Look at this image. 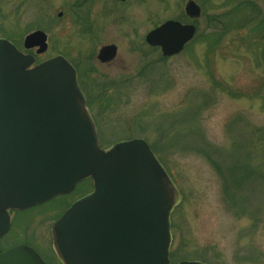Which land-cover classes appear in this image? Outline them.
I'll list each match as a JSON object with an SVG mask.
<instances>
[{"label": "rangeland", "instance_id": "obj_1", "mask_svg": "<svg viewBox=\"0 0 264 264\" xmlns=\"http://www.w3.org/2000/svg\"><path fill=\"white\" fill-rule=\"evenodd\" d=\"M195 1L196 19L184 12L187 0H0V37L25 50L27 34H47L43 53L27 51L36 61L62 55L75 65L102 147L133 137L155 147L176 191L170 250L180 259L264 264L263 180L230 177L235 197L226 198L221 174L205 155L215 147L230 159L236 147L252 149L250 161L261 172L264 0ZM168 19L193 22L197 31L181 52L163 57L145 35ZM111 43L116 56L100 62L98 50ZM212 157L227 171L225 157ZM46 208L15 216L1 247L31 233L46 241Z\"/></svg>", "mask_w": 264, "mask_h": 264}, {"label": "water", "instance_id": "obj_2", "mask_svg": "<svg viewBox=\"0 0 264 264\" xmlns=\"http://www.w3.org/2000/svg\"><path fill=\"white\" fill-rule=\"evenodd\" d=\"M184 11L196 19L201 6L187 0ZM195 34V24L168 19L147 32L145 41L172 56ZM36 46L37 53L47 49L43 30L24 37L26 49ZM116 54L117 46L108 44L97 58L107 63ZM34 60L0 38V237L10 227L9 208L69 193L91 177L93 191L52 226L64 264H171L176 192L147 141L136 137L102 148L74 66L62 55L31 67ZM0 264L45 262L28 246L17 245L0 253Z\"/></svg>", "mask_w": 264, "mask_h": 264}, {"label": "flooded vegetation", "instance_id": "obj_3", "mask_svg": "<svg viewBox=\"0 0 264 264\" xmlns=\"http://www.w3.org/2000/svg\"><path fill=\"white\" fill-rule=\"evenodd\" d=\"M84 184H88V188L85 190H81L80 188L84 186ZM92 189H93L92 180L85 179L79 182L76 185L75 189L68 194H61V195L55 196L44 203L35 205L27 209H23V210L10 209L9 214L11 218V227L8 233H10V230L14 226L15 216L20 217L21 215H24V213L28 214L30 210H34L35 208H41V207L46 206L47 208L44 209V211L47 210V213L44 212L42 216L51 217V220L49 223V232H48L49 238L46 241L41 240L37 236H34L32 233L30 236L16 237V238H13L14 240L7 243V245L3 244L2 245L3 247H1V244H0V252L4 250H8L19 244H25L33 248L47 264H63V262L58 257L55 251L54 245H53V239H52V233H51L52 224L73 202H75L76 200L90 193ZM3 238H5V236Z\"/></svg>", "mask_w": 264, "mask_h": 264}, {"label": "trees", "instance_id": "obj_4", "mask_svg": "<svg viewBox=\"0 0 264 264\" xmlns=\"http://www.w3.org/2000/svg\"><path fill=\"white\" fill-rule=\"evenodd\" d=\"M215 18L216 17H213L210 20V23L215 22ZM224 28H225V25H224ZM225 29H228V27H226ZM212 35H213V40L216 42L219 38L218 35H216V34H212ZM87 103H90L89 100H87ZM150 146H151V149L153 150V152L157 155L158 159L161 161V157L159 156L155 147L152 146L151 144H150ZM234 152L236 155H234L230 159H227L226 155L223 156L222 153L220 151H218V149L215 147L210 148L209 152L207 151L205 154L206 157L208 158V160H210V162L214 165L215 169L219 172V174H221L225 197L230 198V199L235 197V195L233 193L234 191H231V187L234 184V181L230 177L235 178V176L238 177L237 175H239V174L242 175V173H247V175H249L251 177H255L256 180L258 177H260V180H263V182H264V164L261 165V167H260L261 172L259 174L257 172H255L256 164H254L253 161H250L253 158L252 149H244L243 150L241 147H239V148L236 147ZM262 153L264 154V149L262 150ZM216 154H219V156H221V157L226 156L224 168H228L227 171L222 170V167L220 165H218V163L213 160L212 156L216 155ZM250 174H252V175H250ZM251 177H249V178H251ZM240 179H242V178H240ZM250 190L252 191L251 188H250ZM240 205H242V203H240L239 206ZM179 257H181V255L177 250L174 249V250L170 251V259H171L172 263L179 261L180 260Z\"/></svg>", "mask_w": 264, "mask_h": 264}]
</instances>
